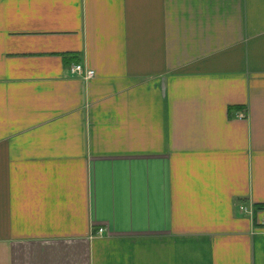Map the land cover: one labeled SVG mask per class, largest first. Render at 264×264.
<instances>
[{"label":"crops","instance_id":"0c3cea01","mask_svg":"<svg viewBox=\"0 0 264 264\" xmlns=\"http://www.w3.org/2000/svg\"><path fill=\"white\" fill-rule=\"evenodd\" d=\"M262 211L264 0H0V264H264Z\"/></svg>","mask_w":264,"mask_h":264},{"label":"built area","instance_id":"2783aa9c","mask_svg":"<svg viewBox=\"0 0 264 264\" xmlns=\"http://www.w3.org/2000/svg\"><path fill=\"white\" fill-rule=\"evenodd\" d=\"M71 73L83 77L85 80H88L94 76V72L90 70H84L82 66L77 65L71 68ZM244 210V208H240ZM245 211V210H244ZM259 226L264 229V211L260 213ZM99 233H102V230H98Z\"/></svg>","mask_w":264,"mask_h":264}]
</instances>
